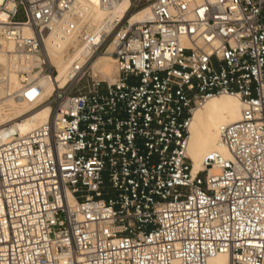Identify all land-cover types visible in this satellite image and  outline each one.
I'll list each match as a JSON object with an SVG mask.
<instances>
[{
  "label": "built area",
  "instance_id": "obj_1",
  "mask_svg": "<svg viewBox=\"0 0 264 264\" xmlns=\"http://www.w3.org/2000/svg\"><path fill=\"white\" fill-rule=\"evenodd\" d=\"M129 1L98 27L77 0H0L18 80L0 77V103L50 108L25 134L9 128L27 114L0 122V264H264V0ZM59 36L72 60L46 94ZM110 47L112 80L93 69ZM223 94L242 102L229 155L193 173L194 112Z\"/></svg>",
  "mask_w": 264,
  "mask_h": 264
},
{
  "label": "bare ground",
  "instance_id": "obj_2",
  "mask_svg": "<svg viewBox=\"0 0 264 264\" xmlns=\"http://www.w3.org/2000/svg\"><path fill=\"white\" fill-rule=\"evenodd\" d=\"M100 8H97L93 0H77L79 12L86 15L88 20L100 27L106 18L111 19L115 16L125 18L124 12L129 6V0H121L110 12L101 6V0H94ZM150 12L147 8H143L138 12L129 15L131 23H138L143 19L149 18ZM68 42L67 38L54 37L49 40V53L58 67V75L56 79L42 77L41 83L47 86L46 94H50L57 80L61 85L65 82L69 65L72 58L65 59L62 49ZM84 48H78L76 55L81 53ZM111 47L107 53L99 54L93 62L95 73H101L106 77H111L115 72V61L110 54ZM7 76L10 84L18 85L17 77L9 72V65L5 58L0 55V77ZM4 94V89L0 86V96ZM242 102L237 95L223 94L214 96L207 102L196 109L193 115L190 138L188 146V154L193 164V173L203 170V160L211 152H219L224 156L229 153L226 147L220 142L219 132L221 127L234 124L241 118ZM50 113L49 106L45 105L34 109L33 106L19 105L15 102L8 101L0 103V122L6 120H15L22 117L21 121H14L16 124L13 128H9L12 133L17 132L25 134L35 126L47 120ZM1 136V133H0ZM228 256L225 254L218 255L209 260L208 264H228Z\"/></svg>",
  "mask_w": 264,
  "mask_h": 264
},
{
  "label": "rangeland",
  "instance_id": "obj_3",
  "mask_svg": "<svg viewBox=\"0 0 264 264\" xmlns=\"http://www.w3.org/2000/svg\"><path fill=\"white\" fill-rule=\"evenodd\" d=\"M93 2H94V4H95V1L93 0ZM96 5V7L97 8H100L97 4H95ZM99 76L100 75H102L101 73H97ZM115 75H116V73H114L111 77H106L105 75H102V76H104L106 79H108V80H112V79H114L115 78Z\"/></svg>",
  "mask_w": 264,
  "mask_h": 264
}]
</instances>
